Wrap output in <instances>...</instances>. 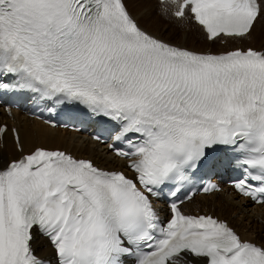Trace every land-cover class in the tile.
<instances>
[{"label":"snow or ice","instance_id":"obj_1","mask_svg":"<svg viewBox=\"0 0 264 264\" xmlns=\"http://www.w3.org/2000/svg\"><path fill=\"white\" fill-rule=\"evenodd\" d=\"M137 2L0 0V94L29 93L49 112L95 123L123 162L105 168L44 145L25 152L11 128L21 154L0 161V264H46L39 237L56 264H264V241L182 207L203 174L228 167L234 192L264 208V40L246 43L264 0H171L173 18L234 43L219 52L146 30L130 10ZM8 131L0 125V141ZM166 188L164 219L156 201Z\"/></svg>","mask_w":264,"mask_h":264},{"label":"bare ground","instance_id":"obj_2","mask_svg":"<svg viewBox=\"0 0 264 264\" xmlns=\"http://www.w3.org/2000/svg\"><path fill=\"white\" fill-rule=\"evenodd\" d=\"M146 1L139 0L133 14L137 17L141 26L153 34L197 51L219 52L235 46L233 42H225L212 50L211 42L207 41L204 35H201V31H199L200 34L195 33L200 42L194 44L196 38L194 39L191 35L186 20H177L173 17L171 20L180 23H178L180 25L178 29L180 37L172 40L170 35L175 34V28L162 21L161 9L167 7L171 16L175 4L165 3L166 6H164L159 4L157 0ZM155 5H158L159 10L152 13L151 10ZM260 23L262 25L259 26ZM260 23L257 24L253 33V39L246 42L255 47H260L262 40H264V20ZM191 27L197 28L193 23H191ZM0 124H6L9 129L0 141V161L7 162L12 158L19 157L21 154L16 150L15 140L11 133V128L15 127L20 133L25 152L31 151L37 145L51 148L59 147L77 156L93 158L100 166L105 168H123L122 161L108 152L104 145L91 141L85 134L60 128H50L18 110L6 111L0 106ZM183 207L189 213H210L228 221L243 238L257 242L264 241V208L253 205L227 186H223L219 192L192 196V199L185 202ZM245 219H248V222H245ZM34 247L37 249L39 256H47L52 253L46 240L40 237L35 242Z\"/></svg>","mask_w":264,"mask_h":264},{"label":"rangeland","instance_id":"obj_3","mask_svg":"<svg viewBox=\"0 0 264 264\" xmlns=\"http://www.w3.org/2000/svg\"><path fill=\"white\" fill-rule=\"evenodd\" d=\"M144 1H146V0H144ZM147 2V1H146ZM137 3H139V2H137ZM137 3H135V4H130V10L133 12L135 9H136V4ZM158 6V5H157ZM157 6L155 5L153 8H152V13H155L156 12V10L158 11L159 10V8H157ZM162 18H163V22H165V23H167V24H169L170 25V27L172 26L173 28H175V34H173V35H170V37H171V39L172 40H174V39H178L179 37H180V34L178 33V29L180 28V25H178V23L179 22H174L173 20H171V18H172V16H170L169 15V13H168V15H163L162 16ZM186 22H187V24H188V26L190 27V33H191V35L194 37V39L197 37V35L195 34V33H197V34H200L199 33V29H198V27L197 28H192L191 27V22L189 21V20H186ZM180 24V23H179ZM260 25H262V23H260L259 24V26ZM202 36H203V34H201ZM200 42V40H199V38H196L195 40H194V44H198ZM221 43H219V41H217V42H215V43H213V46L215 47V46H218V45H220ZM245 222H248V219H245L244 220Z\"/></svg>","mask_w":264,"mask_h":264}]
</instances>
